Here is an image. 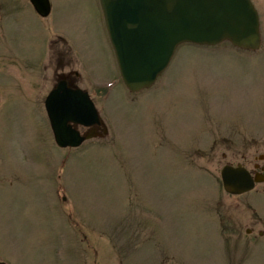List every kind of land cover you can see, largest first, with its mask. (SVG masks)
Instances as JSON below:
<instances>
[{"label":"rangeland","instance_id":"1","mask_svg":"<svg viewBox=\"0 0 264 264\" xmlns=\"http://www.w3.org/2000/svg\"><path fill=\"white\" fill-rule=\"evenodd\" d=\"M252 1L259 51L180 46L156 84L132 94L99 0H50L46 19L29 0H0V261L264 264V244H245L261 226L246 234L247 213L220 179L225 164L264 153V0ZM54 35L107 129L78 149L53 143L45 110L54 51L66 48L50 49ZM249 197L264 220V194L237 199ZM234 213L233 236L222 227Z\"/></svg>","mask_w":264,"mask_h":264},{"label":"water","instance_id":"2","mask_svg":"<svg viewBox=\"0 0 264 264\" xmlns=\"http://www.w3.org/2000/svg\"><path fill=\"white\" fill-rule=\"evenodd\" d=\"M37 12L47 16V0H31ZM110 40L124 83L132 92L149 88L166 69L182 43L215 46L229 41L233 46L257 50L261 45L260 20L251 0H100ZM60 90L46 106L57 144L78 147L88 137L71 125H101L86 94L74 93L68 100ZM230 193L253 188L242 168L222 170ZM258 182L264 181L257 180Z\"/></svg>","mask_w":264,"mask_h":264},{"label":"flooded vegetation","instance_id":"3","mask_svg":"<svg viewBox=\"0 0 264 264\" xmlns=\"http://www.w3.org/2000/svg\"><path fill=\"white\" fill-rule=\"evenodd\" d=\"M55 42H57V40ZM56 55H57V62H58L59 66L66 68V66L70 65V64H66L68 62V57L66 56V54H64L63 51L57 50ZM68 69H70L68 72H66L65 74H62L60 77H59L60 74H57V77L61 78L62 81L67 82L69 86L74 88L77 86V83H78V78H77L78 74L71 69V65L68 67ZM257 157H258V154L254 157V159H251L250 161H244L246 166L251 167V173L252 174L260 173L264 170V161L258 162ZM251 193H263L264 194V184L256 185V189L254 191L248 193V194H251ZM248 194H246V195H248ZM239 197L240 196H232V198H235V199H233L234 202L229 203V204L235 208V211L239 212V210H240L241 212L247 213L246 215L248 216V218H249L248 220H250L253 228L246 229V234L249 236H252L254 234L256 226L257 225L261 226V229L257 231V235H255L256 238L254 241L256 244H254V245H249L247 243H245V244L247 246H258L261 243L264 244V220L257 213L255 206L251 202V199H250L251 197H249V199H246V198L237 199ZM221 202H223V201H220L219 203H221ZM233 215H234V219H231L233 224L227 225L226 223H224V225L222 227V229L224 231H226L225 233H229L231 231V234H232L233 232H236V230L238 228V225H239L238 214L234 213Z\"/></svg>","mask_w":264,"mask_h":264}]
</instances>
